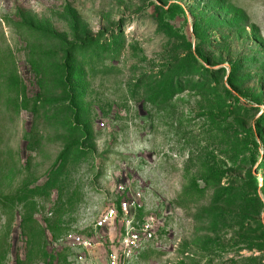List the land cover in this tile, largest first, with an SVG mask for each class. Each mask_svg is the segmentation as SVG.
<instances>
[{"label": "rangeland", "instance_id": "rangeland-1", "mask_svg": "<svg viewBox=\"0 0 264 264\" xmlns=\"http://www.w3.org/2000/svg\"><path fill=\"white\" fill-rule=\"evenodd\" d=\"M124 229L128 264H264V0H0V264Z\"/></svg>", "mask_w": 264, "mask_h": 264}, {"label": "built area", "instance_id": "built-area-1", "mask_svg": "<svg viewBox=\"0 0 264 264\" xmlns=\"http://www.w3.org/2000/svg\"><path fill=\"white\" fill-rule=\"evenodd\" d=\"M127 205H122V210L126 211ZM115 213L113 211L106 212L100 220L97 222L96 227H103L108 225L115 219ZM97 230V229H95ZM102 230V229H99ZM143 238H152L151 232L147 229L144 230ZM140 237L136 229H124L123 236L120 238L119 246L122 250L121 257L116 251L111 250L105 258L100 256L99 251L104 248L102 243H94L91 237L84 234L70 233L65 237V247L69 248L73 252H77L80 255L77 258V264H128L127 258L130 255V251L140 247ZM113 243V241H112ZM115 245H111L113 248Z\"/></svg>", "mask_w": 264, "mask_h": 264}]
</instances>
